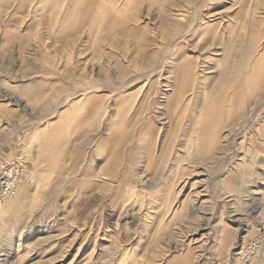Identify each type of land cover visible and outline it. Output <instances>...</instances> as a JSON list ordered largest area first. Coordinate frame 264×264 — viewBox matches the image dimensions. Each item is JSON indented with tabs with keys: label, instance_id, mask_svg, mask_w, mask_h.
<instances>
[{
	"label": "rangeland",
	"instance_id": "1",
	"mask_svg": "<svg viewBox=\"0 0 264 264\" xmlns=\"http://www.w3.org/2000/svg\"><path fill=\"white\" fill-rule=\"evenodd\" d=\"M263 48L264 0H5L0 140L23 178L0 264H241L264 221V76L247 84ZM232 99L201 156L205 110Z\"/></svg>",
	"mask_w": 264,
	"mask_h": 264
},
{
	"label": "crops",
	"instance_id": "2",
	"mask_svg": "<svg viewBox=\"0 0 264 264\" xmlns=\"http://www.w3.org/2000/svg\"><path fill=\"white\" fill-rule=\"evenodd\" d=\"M5 12V0H0V16L3 14ZM264 56V48H263V53H261L258 57H255V58H252V59H258L257 61L259 62V60L261 59V57H263ZM256 66H258L257 67V69L255 70V68L254 69H252L251 67H250V73H248L249 75L247 76V79H248V81H247V84L249 85V86H251V85H253V81H256V79L257 80H261V78H262V75L264 76V65H258V63H257V65ZM261 86V85H260ZM264 87V85L263 86H261V87H259V89H258V91H257V93H256V95L257 94H259L260 93V91H261V89ZM15 91V95L17 96V100L19 101V102H21V98L22 99H25L26 100V103H33V104H35L36 102H37V98H38V95H39V88H38V86L37 85H28V86H19V87H16V89L14 90ZM245 95L247 94V93H244ZM255 95V94H254ZM253 95V96H254ZM256 97V96H255ZM234 98V97H233ZM257 98V97H256ZM256 98H252V100L254 99H256ZM13 99V98H12ZM14 100V99H13ZM232 101H233V103H231V107L229 108V109H227V107H224L223 109H222V107L219 109V107L220 106H218V103L217 104H214V105H210L209 106V108H207L206 110H205V112L207 111V110H209V113H208V119L210 120V126H208L207 127V132L206 133H204V132H202V129H200L199 128V131H198V135H197V137H198V140H199V152H200V155L201 156H203V157H207L206 155H204L205 153H206V150H207V148H208V146L204 143V139L205 138H207V136L209 135V134H211L212 132H209V131H216L217 132V130L216 129H218L219 130V134H221L222 135V131H223V129L221 128V126H217V123H218V121L219 120H211V118L212 117H215V119L216 118H218V117H222V118H226L225 120H228L227 121V123H229V120H230V118L231 119H233L232 117H233V115L234 114H236L237 113V111H235V107H236V105L238 104V101H236V100H233L232 99ZM205 112L204 113H202V114H205ZM201 114V115H202ZM200 115V116H201ZM202 118H204L205 119V116H203ZM223 121V120H222ZM227 123H226V125H227ZM202 127V126H201ZM263 135H264V133H263ZM205 136V137H204ZM204 137V138H203ZM251 144L249 143V146H250ZM207 146V147H206ZM252 147H255L254 149H256V150H259V152H260V149H262L263 150V148L261 147V146H258V145H256V144H254V145H252ZM106 150L108 149L107 147L105 148ZM219 149V148H218ZM217 149V150H218ZM217 150L215 151V152H217ZM255 153L257 154L258 152L257 151H255ZM214 154L215 153H213V156H214ZM51 157H52V154L50 155ZM251 160H248L247 161V163L243 166V170L241 171V172H239L235 177H234V179H233V181H232V183H233V186L234 185H238L239 186V189L238 190H235L237 193H240V194H242V190H243V183L245 182V180H246V178L249 176V174H250V170H248L247 168H248V165H249V162H250ZM256 191H253V193L252 194H254ZM241 200H242V197H241ZM257 209L255 210L256 211V213H258L257 215H255V216H253L251 219L252 220H256L259 216V213H261L260 211H261V207H256ZM262 212H263V210H262ZM255 217V218H254ZM175 258H173L170 262H166L165 264H186V261H185V259L183 260V257H181V256H174ZM163 262H159V264H162Z\"/></svg>",
	"mask_w": 264,
	"mask_h": 264
},
{
	"label": "built area",
	"instance_id": "3",
	"mask_svg": "<svg viewBox=\"0 0 264 264\" xmlns=\"http://www.w3.org/2000/svg\"><path fill=\"white\" fill-rule=\"evenodd\" d=\"M4 153V144L0 140V202L18 195L23 176L21 162L9 160ZM253 231L249 242L237 250V259L241 264H256L264 252V221L259 222Z\"/></svg>",
	"mask_w": 264,
	"mask_h": 264
},
{
	"label": "bare ground",
	"instance_id": "4",
	"mask_svg": "<svg viewBox=\"0 0 264 264\" xmlns=\"http://www.w3.org/2000/svg\"><path fill=\"white\" fill-rule=\"evenodd\" d=\"M264 59V58H263ZM171 89V88H170ZM171 90H173V89H171ZM171 97V96H170ZM170 99V98H169ZM198 108H199V110H202L203 109V103H202V105H200V106H198ZM249 109V108H248ZM248 114V113H247ZM244 118V117H243ZM242 118V119H243ZM196 120H194V122L192 123V125H191V130H190V132H189V135H188V137H187V141H186V148H185V150H188L189 148H190V145H191V142L193 141V138H194V135H195V132H196V125H195V122ZM246 121H247V118H246ZM249 123V122H248ZM240 124V123H239ZM241 125V124H240ZM211 132V131H210ZM232 132H233V130H227L226 131V136L224 137V140H223V143H229L230 142V138H231V136H232ZM209 137L210 138H207L208 140H207V146H208V148H207V151L208 152H210V151H214V150H216V148L222 143V141L220 140V134L219 133H217L216 131H212V134H211V136H210V134H209ZM232 139V138H231ZM205 140V139H204ZM241 150V149H240ZM242 151V150H241ZM26 175V174H25ZM22 178H23V176H22ZM21 182H22V180H21ZM20 187H21V184H20ZM20 187H19V189H20ZM18 196V195H17ZM16 196V197H17ZM15 197V198H16ZM15 198H13V199H15ZM9 200H12V199H9ZM6 201V200H5ZM3 202V201H2ZM0 206H2V205H0ZM18 207V205H17V203H6L5 205H3V207H1L0 209H16ZM1 212V211H0ZM7 212V211H6ZM9 213V212H8ZM1 214H2V212H1ZM5 214V213H4ZM255 218V217H254ZM246 222V223H245ZM244 223L246 224V234L245 235H247L248 236V233H249V230H250V228H251V224H247V221H244ZM224 231V230H223ZM227 231V230H226ZM222 233V232H221ZM225 240V239H224ZM241 245H239V247H240ZM235 254H237V252L235 253ZM264 255V254H263Z\"/></svg>",
	"mask_w": 264,
	"mask_h": 264
},
{
	"label": "water",
	"instance_id": "5",
	"mask_svg": "<svg viewBox=\"0 0 264 264\" xmlns=\"http://www.w3.org/2000/svg\"><path fill=\"white\" fill-rule=\"evenodd\" d=\"M13 102H15L14 100H13ZM16 103V102H15ZM21 104V106H22V108H24V105H22V103H20Z\"/></svg>",
	"mask_w": 264,
	"mask_h": 264
}]
</instances>
